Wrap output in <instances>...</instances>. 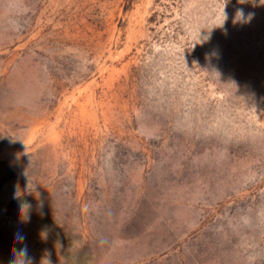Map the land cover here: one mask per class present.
I'll return each mask as SVG.
<instances>
[{"label":"rangeland","instance_id":"1","mask_svg":"<svg viewBox=\"0 0 264 264\" xmlns=\"http://www.w3.org/2000/svg\"><path fill=\"white\" fill-rule=\"evenodd\" d=\"M0 264H264V0H0Z\"/></svg>","mask_w":264,"mask_h":264},{"label":"clouds","instance_id":"2","mask_svg":"<svg viewBox=\"0 0 264 264\" xmlns=\"http://www.w3.org/2000/svg\"><path fill=\"white\" fill-rule=\"evenodd\" d=\"M240 3H243L244 0H239ZM224 15V14H223ZM253 14L249 13L247 20L245 22H250L251 18H252ZM237 18L238 20H245V16H244V12L242 9H238L237 10ZM224 19H226V15H224Z\"/></svg>","mask_w":264,"mask_h":264}]
</instances>
